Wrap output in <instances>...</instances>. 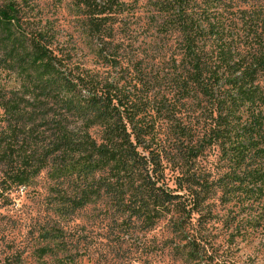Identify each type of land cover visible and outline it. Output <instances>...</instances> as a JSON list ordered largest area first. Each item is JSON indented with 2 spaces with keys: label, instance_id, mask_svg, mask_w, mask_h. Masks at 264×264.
Returning a JSON list of instances; mask_svg holds the SVG:
<instances>
[{
  "label": "trees",
  "instance_id": "16d2710c",
  "mask_svg": "<svg viewBox=\"0 0 264 264\" xmlns=\"http://www.w3.org/2000/svg\"><path fill=\"white\" fill-rule=\"evenodd\" d=\"M75 2L92 67L33 0H0V70L16 83L0 84V185L26 189L46 171L56 225L98 200L115 222L145 229L170 216L174 231L206 226L220 193L239 208L233 231L249 234L240 212L250 227L264 218V0H149L143 12L131 0ZM141 18L151 28L142 97L138 77L121 74ZM211 150L222 174L202 162ZM42 232L56 247L42 254L82 264L62 224ZM9 250L0 264H24Z\"/></svg>",
  "mask_w": 264,
  "mask_h": 264
},
{
  "label": "rangeland",
  "instance_id": "374dc122",
  "mask_svg": "<svg viewBox=\"0 0 264 264\" xmlns=\"http://www.w3.org/2000/svg\"><path fill=\"white\" fill-rule=\"evenodd\" d=\"M131 1H135L138 10L143 12L141 7L149 0ZM33 2L44 23H50L59 33L60 42L75 49L85 65L92 67L91 40L75 0ZM131 25L137 33L128 48L132 54L124 60L121 74L125 78L138 77L135 92L142 97L147 88L140 80L148 79L151 86V28L148 30L145 18L134 19ZM142 50L146 52L142 53ZM140 59L142 64H136ZM0 84L16 85L13 78L6 77L1 70ZM149 95L151 97V91ZM218 158L217 151L211 150L202 160L213 175L224 172L216 167ZM54 181L43 171L26 189H5L0 185V260L12 248L24 252V264H56L55 257L41 252L47 247L55 251V242L44 241L41 234L62 224L70 235L77 260L82 264H264V218L255 220L258 223L250 227L243 220L246 215L240 212L238 220L243 218L241 227L245 226L249 233L241 236L243 230L238 234L233 231L236 223L227 222L239 208L223 205L220 193L211 200L214 218L203 228L192 221L184 229L174 231L170 216L152 228L144 229L139 223L122 224L121 220L115 222L112 209L98 200L78 210L70 219L61 218L60 224L56 225L57 219L49 208L54 202L51 198L55 197L51 191ZM169 184L173 187V179Z\"/></svg>",
  "mask_w": 264,
  "mask_h": 264
}]
</instances>
